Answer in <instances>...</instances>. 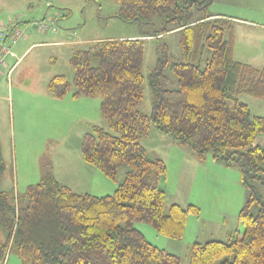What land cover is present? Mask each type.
Returning <instances> with one entry per match:
<instances>
[{
  "label": "trees",
  "instance_id": "trees-1",
  "mask_svg": "<svg viewBox=\"0 0 264 264\" xmlns=\"http://www.w3.org/2000/svg\"><path fill=\"white\" fill-rule=\"evenodd\" d=\"M116 17L151 25L131 39H105L74 52V79L53 76L48 92L64 97H100L109 129L93 126L83 140L86 162L115 179L127 165L124 182L113 194L78 193L52 174L30 185L13 200L0 192V263L15 252L21 264H182L178 255L149 242L136 222H148L162 235L180 239L189 214L200 208L173 203L166 210L167 175L162 159H150L141 139L153 127L189 146L199 160L208 154L223 165L237 166L248 190L239 213L243 230L228 241L194 242L190 264H264V115L253 116L242 95L264 100V66L235 59V23L226 15L209 13L214 0H117ZM180 33V57L159 45L155 68L144 75L146 39ZM208 51L206 63L201 60ZM94 58L99 60L92 65ZM166 72L176 75L175 89L161 87ZM146 81L152 111L141 110ZM6 170L0 144V178ZM254 204L258 205L253 213Z\"/></svg>",
  "mask_w": 264,
  "mask_h": 264
},
{
  "label": "rangeland",
  "instance_id": "rangeland-1",
  "mask_svg": "<svg viewBox=\"0 0 264 264\" xmlns=\"http://www.w3.org/2000/svg\"><path fill=\"white\" fill-rule=\"evenodd\" d=\"M119 9L117 0H0V25L14 21L22 32L11 48L15 57L6 56L0 74V144L6 167L0 178V192L8 193L13 200L48 173L70 188L85 180L84 184L93 191L89 194L96 196L113 194L124 182L127 165L113 179L83 157V140L93 126L109 129L101 112V98L75 97L73 87L62 98L48 92L49 81L57 74L73 82L75 74L70 60L75 51L87 49L98 40L131 39L152 30L151 25L119 19L115 16ZM208 11L234 17L241 23L235 24L236 60L264 66V0H214ZM163 43L174 57H180V33L159 40L146 39L143 68L146 77L155 68L157 50ZM207 52L201 60L203 66ZM98 63L94 58L92 65ZM177 86L176 75L166 72L161 87ZM241 99L253 116L264 115V100L246 94ZM141 110L147 114L152 111L147 81ZM141 142L148 158L162 159L167 164V175L160 183L167 193L166 210L173 203L200 208L199 214L188 215L185 234L180 239L160 234L148 222H136L134 227L149 242L178 255L182 264H190L189 249L195 241H228L230 234L243 230L239 213L248 190L237 166L219 165L211 154L206 160L197 161L189 146L179 145L172 135L155 127ZM256 144L264 147V134ZM194 160L198 163L194 164ZM257 187L264 196V184L258 183ZM258 208L254 204L253 213ZM0 239L5 240L1 227ZM5 264L21 261L12 252Z\"/></svg>",
  "mask_w": 264,
  "mask_h": 264
},
{
  "label": "built area",
  "instance_id": "built-area-1",
  "mask_svg": "<svg viewBox=\"0 0 264 264\" xmlns=\"http://www.w3.org/2000/svg\"><path fill=\"white\" fill-rule=\"evenodd\" d=\"M21 36L22 32L18 29L16 22L11 21L10 24L0 25V39L2 40L0 44V74H2V68L6 64V56L15 57L11 48Z\"/></svg>",
  "mask_w": 264,
  "mask_h": 264
},
{
  "label": "crops",
  "instance_id": "crops-1",
  "mask_svg": "<svg viewBox=\"0 0 264 264\" xmlns=\"http://www.w3.org/2000/svg\"><path fill=\"white\" fill-rule=\"evenodd\" d=\"M233 19H234V17H232ZM236 21V20H235ZM236 23H239V24H241L240 22H238V21H236ZM235 23V24H236ZM186 153H188V152H186ZM188 155H190L189 153H188ZM190 158H193L192 156H190ZM195 159H197L196 157H195ZM197 161H198V159H197ZM196 160H194V164L195 163H198ZM192 162H193V160H192ZM215 163H217L216 161H214ZM219 165H223V164H219ZM85 181V180H84ZM84 181H82L81 183H78V186H71V188L74 190V191H76V192H80V193H90V192H93L92 190H91V188L89 189V187H87L85 184H84ZM167 194V193H166ZM195 242H198V241H195Z\"/></svg>",
  "mask_w": 264,
  "mask_h": 264
}]
</instances>
